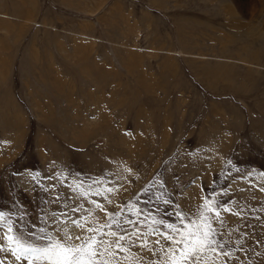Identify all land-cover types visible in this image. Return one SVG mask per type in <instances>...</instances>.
Listing matches in <instances>:
<instances>
[{
  "label": "rangeland",
  "instance_id": "obj_1",
  "mask_svg": "<svg viewBox=\"0 0 264 264\" xmlns=\"http://www.w3.org/2000/svg\"><path fill=\"white\" fill-rule=\"evenodd\" d=\"M205 199L219 212L206 264H264V0H0V212L14 233L80 235L73 220L108 219L95 201L120 213L105 232L151 225L153 248L169 230L152 217L183 227L175 212L197 219ZM5 232L0 262L28 264ZM133 239L128 257L153 264Z\"/></svg>",
  "mask_w": 264,
  "mask_h": 264
},
{
  "label": "snow or ice",
  "instance_id": "obj_2",
  "mask_svg": "<svg viewBox=\"0 0 264 264\" xmlns=\"http://www.w3.org/2000/svg\"><path fill=\"white\" fill-rule=\"evenodd\" d=\"M108 191H112V189ZM93 203L96 209L105 212L108 219L103 224L91 227L86 226L89 223L86 218H82L84 219L83 223L80 220H73L72 224L81 230L82 234L80 235H72L69 230L61 233L58 229V235L53 236L46 232L45 228L39 229L43 235H36L30 230L28 232L17 230L14 233V222L8 219V214L0 212V227L6 229L4 239L7 241L8 250L17 260L24 259L28 264H122L119 254L124 253L125 259H130L127 254L131 251V248H126L122 242L126 238L135 237L132 240V246H136V241L139 240V247L158 256L153 264H206L204 253L210 245L216 243L211 238L214 229L210 217L207 215V213H213L216 217L219 216L214 201L204 200L197 219H189L182 212L176 211L175 216L183 227L152 217V224L163 225L165 229L169 230L159 233L165 243L162 244L161 240L157 239L154 241V245L158 247L153 248H148L149 243L153 242L146 237L157 232V229H153L149 225L147 232H140L139 229L125 234H118L112 230L105 232L104 229H111L113 225L120 226L119 221L113 218L114 215L118 217L120 213L107 212L102 204L95 201ZM164 203L167 205L171 201L165 200ZM128 207L135 215H140L136 205L129 204ZM148 215L151 216V213ZM43 241L46 242L40 243ZM3 250L4 248L0 247V251ZM211 251H215V249L212 248ZM130 264H134V258L130 259Z\"/></svg>",
  "mask_w": 264,
  "mask_h": 264
}]
</instances>
